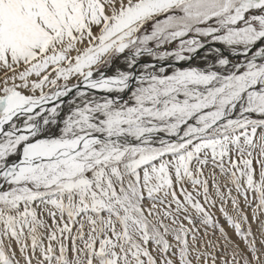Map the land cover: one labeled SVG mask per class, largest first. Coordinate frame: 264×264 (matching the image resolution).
Wrapping results in <instances>:
<instances>
[{
  "label": "snow or ice",
  "instance_id": "1",
  "mask_svg": "<svg viewBox=\"0 0 264 264\" xmlns=\"http://www.w3.org/2000/svg\"><path fill=\"white\" fill-rule=\"evenodd\" d=\"M262 217L264 0H0V264H264Z\"/></svg>",
  "mask_w": 264,
  "mask_h": 264
},
{
  "label": "flooded vegetation",
  "instance_id": "2",
  "mask_svg": "<svg viewBox=\"0 0 264 264\" xmlns=\"http://www.w3.org/2000/svg\"><path fill=\"white\" fill-rule=\"evenodd\" d=\"M170 47V46H169ZM203 54V51L192 61H190V63H192L193 65L196 64L195 66H202L203 65V61L201 60L200 56ZM191 66V65H190ZM122 67V66H121Z\"/></svg>",
  "mask_w": 264,
  "mask_h": 264
},
{
  "label": "rangeland",
  "instance_id": "3",
  "mask_svg": "<svg viewBox=\"0 0 264 264\" xmlns=\"http://www.w3.org/2000/svg\"><path fill=\"white\" fill-rule=\"evenodd\" d=\"M178 43V42H177ZM170 47H172L171 45H170ZM120 67L121 66H123V63L121 62L120 63V65H119ZM248 212H249V215H251V211L250 210H247ZM217 216H219V214L217 213ZM262 218H264V217H262ZM253 229L254 230H257L258 228H259V225L257 224V223H255V222H253ZM258 234V233H257ZM17 259H19V256H17Z\"/></svg>",
  "mask_w": 264,
  "mask_h": 264
},
{
  "label": "bare ground",
  "instance_id": "4",
  "mask_svg": "<svg viewBox=\"0 0 264 264\" xmlns=\"http://www.w3.org/2000/svg\"><path fill=\"white\" fill-rule=\"evenodd\" d=\"M202 51H203V50H201V52H202ZM198 55H199V54H198ZM198 55H197V56H198ZM197 56H196V57H197ZM196 57H195V58H196ZM195 58H194V59H195ZM181 64L191 65V66H195V65H196V64L193 65L192 63H190V61H189V62H181Z\"/></svg>",
  "mask_w": 264,
  "mask_h": 264
},
{
  "label": "water",
  "instance_id": "5",
  "mask_svg": "<svg viewBox=\"0 0 264 264\" xmlns=\"http://www.w3.org/2000/svg\"><path fill=\"white\" fill-rule=\"evenodd\" d=\"M184 66H189V65H185V64H183ZM64 99H67V98H64Z\"/></svg>",
  "mask_w": 264,
  "mask_h": 264
}]
</instances>
